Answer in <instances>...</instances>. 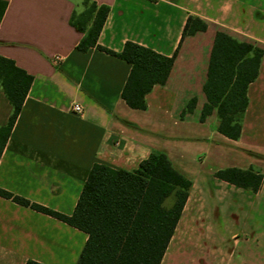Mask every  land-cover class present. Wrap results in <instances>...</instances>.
<instances>
[{"label":"crops","instance_id":"1","mask_svg":"<svg viewBox=\"0 0 264 264\" xmlns=\"http://www.w3.org/2000/svg\"><path fill=\"white\" fill-rule=\"evenodd\" d=\"M94 1L108 7L97 43L174 54L168 77L145 95L144 109L131 108L121 97L130 64L96 47L77 49L85 33L69 19L82 0H6L0 55L32 82L0 155V189L70 215L94 163L133 171L160 151L191 181L160 264H264V0ZM190 15L206 29L182 36ZM217 31L263 50L237 139L218 131L216 108L201 119ZM12 109L0 88V127ZM227 167L258 170V190L214 175ZM86 239L0 196V264H75Z\"/></svg>","mask_w":264,"mask_h":264},{"label":"trees","instance_id":"2","mask_svg":"<svg viewBox=\"0 0 264 264\" xmlns=\"http://www.w3.org/2000/svg\"><path fill=\"white\" fill-rule=\"evenodd\" d=\"M7 2L0 0V20ZM108 7L94 0H82L70 24L85 35L77 49L96 47L130 64L121 97L131 108L144 109L145 95L156 84H164L174 54L166 56L127 41L120 52L97 43ZM206 23L188 16L182 36L205 30ZM263 50L238 40L224 31L214 36L207 79L203 85L206 103L201 119L216 108L218 131L231 139L240 135L241 120L247 106L246 90L258 73ZM32 76L14 60L0 55V88L12 105L6 125L0 127V155L28 92ZM193 101L188 103V108ZM216 177L250 191H257L262 174L253 168L227 167ZM191 181L177 171L160 151L151 152L137 169L127 171L94 163L70 215L56 212L0 189V196L29 206L84 231L86 242L75 264H160L188 196ZM25 264H43L27 260Z\"/></svg>","mask_w":264,"mask_h":264},{"label":"built area","instance_id":"3","mask_svg":"<svg viewBox=\"0 0 264 264\" xmlns=\"http://www.w3.org/2000/svg\"><path fill=\"white\" fill-rule=\"evenodd\" d=\"M72 111L77 113V114H82L83 113V108H82V106L79 103H73Z\"/></svg>","mask_w":264,"mask_h":264}]
</instances>
